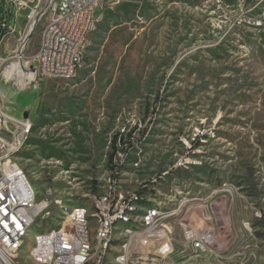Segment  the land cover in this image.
Returning a JSON list of instances; mask_svg holds the SVG:
<instances>
[{"label":"rangeland","instance_id":"rangeland-1","mask_svg":"<svg viewBox=\"0 0 264 264\" xmlns=\"http://www.w3.org/2000/svg\"><path fill=\"white\" fill-rule=\"evenodd\" d=\"M99 11L72 79L22 87L18 77L5 80L11 67L0 72L5 109L20 118L31 108V127L11 159L50 211L32 226L19 262L33 264L36 233L61 226L74 206L92 208L87 193H99L110 174L114 139L138 127L119 184L157 192L145 201L177 209L180 223L213 225L218 239L205 252L186 250L181 226L162 222L173 232L172 251L159 255L150 246L136 258L264 264V0H102ZM9 12L11 26L22 28L26 10L17 19ZM46 20L27 42L30 62ZM15 38L4 35L1 55ZM243 235L258 243L256 254Z\"/></svg>","mask_w":264,"mask_h":264},{"label":"built area","instance_id":"built-area-1","mask_svg":"<svg viewBox=\"0 0 264 264\" xmlns=\"http://www.w3.org/2000/svg\"><path fill=\"white\" fill-rule=\"evenodd\" d=\"M101 1L4 0V13L0 18V43L5 34L16 35V43L11 53L0 54V72L6 71L13 63L20 64L25 72H33L31 76L18 77L13 71L5 76V80L12 76L18 77L20 81H24V87L37 86L42 77L72 79L84 63L86 38L98 21ZM9 7L16 11L15 19L18 18L20 10H26L22 18V28L16 22L11 26L12 12H9ZM45 17L47 20L40 31L33 62H30L26 56L27 42L38 23ZM30 112L31 108L27 107L22 117L18 118L5 109L0 98V264H19V260L11 261V252H15V246L23 236L25 223L33 215L46 217L50 212L48 200L39 199L36 192H31L29 179H24L23 170L13 165L9 158V149L19 145V137H26L29 132ZM138 130L135 127L126 139L122 135L117 136L109 164V167H115V178L102 181L98 185L99 193H87L96 197V204L103 218L100 229V260L104 253V244L108 243L107 228L113 224L115 217L125 216L126 207L137 205L139 195H146V200H150L155 199L157 194L142 193V187L136 191H128L119 184L121 164L138 140ZM177 164L180 166L183 163L179 161ZM123 192H131V199H123ZM176 214L177 209L172 214H164L159 210L148 216L146 230L142 233L129 232L131 240L125 243L123 264H138L136 253L140 249H149L151 246L156 248L157 254L163 255L166 250L173 248L168 244V236H174L173 232L164 231L162 222H175L181 226L183 249L188 250L190 239H197V246L200 247H211L216 243L218 233L213 225L198 227L183 224L175 219ZM82 223L81 210L76 209L73 216L63 224L61 232L46 234L39 239V251L35 258H39L41 262L66 258L73 264H83L86 250Z\"/></svg>","mask_w":264,"mask_h":264},{"label":"bare ground","instance_id":"bare-ground-1","mask_svg":"<svg viewBox=\"0 0 264 264\" xmlns=\"http://www.w3.org/2000/svg\"><path fill=\"white\" fill-rule=\"evenodd\" d=\"M11 70L12 72L14 71L18 75V77L31 76L33 74L32 71L25 72L23 69H21V66L18 63H13L11 65ZM25 138L26 137H19V145L12 146V148L9 149V158L11 163H13V165H16V167L21 170L23 169L15 161H13L11 157L14 155L13 153L16 150H18L19 147L22 145ZM23 176L24 179H28L24 171H23ZM114 178H115V167H110V174L106 177L105 181H110L111 179ZM30 189L31 192H35L31 183H30ZM123 199H131V192H127V193L123 192ZM76 209L81 210V216L83 220L82 230L83 233H85L84 249L86 251H85V259L83 264H99L100 254L102 251V236H100V229L103 226V218H102L101 210H99L97 207L95 196H92L91 209L86 208L85 206H74L71 209V211L67 213V216L64 218L61 226L49 228L46 231L41 230L39 233H36L32 237V240L30 241L32 245L30 250V258L33 264H73L72 261H69L66 258H57V259H52L51 261L41 262L39 258H35V254L39 251V239L46 236V234L61 232L63 229V224L73 216L74 211ZM159 210H161V213L164 214H172V212L169 209L167 210H163L161 208L159 209L158 205L155 204L153 205L149 201H145L143 195H139V201L137 205H130L126 207L125 216L115 217L113 224H110V226H108L107 228L108 243L104 244V253L102 255V260H100V264H106L107 262H111L113 264H123L125 243H128L129 240H131V233L129 232L142 233L144 230H146V221L148 216H150L155 212H159ZM44 216L45 215H33L30 221H27L25 223L23 236L19 238V244H16L15 252H11V261L19 260L20 251L25 245L23 241L27 238L36 220ZM188 244L193 250L199 253L205 252L209 248V247L197 246V239H190V242H188ZM171 251H172L171 249L166 250V253H164L163 255H166ZM145 259L146 257L138 258V264H148L149 262H146ZM19 264L21 263L19 262Z\"/></svg>","mask_w":264,"mask_h":264},{"label":"crops","instance_id":"crops-1","mask_svg":"<svg viewBox=\"0 0 264 264\" xmlns=\"http://www.w3.org/2000/svg\"><path fill=\"white\" fill-rule=\"evenodd\" d=\"M245 235L248 236V234H245ZM245 235H243V237H244L243 241L245 242L246 247H248L249 250H251L253 254H256L257 250H258V243L256 241H254V239L252 240L251 237H247Z\"/></svg>","mask_w":264,"mask_h":264},{"label":"trees","instance_id":"trees-1","mask_svg":"<svg viewBox=\"0 0 264 264\" xmlns=\"http://www.w3.org/2000/svg\"><path fill=\"white\" fill-rule=\"evenodd\" d=\"M113 142L115 143V139H114V141H113ZM114 143H113V144H114ZM113 147H114V145H113ZM111 155H112V154H111ZM111 155H110V157H111ZM110 159H111V158H110Z\"/></svg>","mask_w":264,"mask_h":264}]
</instances>
